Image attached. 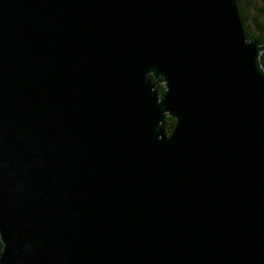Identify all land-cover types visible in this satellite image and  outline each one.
<instances>
[{
	"label": "water",
	"instance_id": "obj_1",
	"mask_svg": "<svg viewBox=\"0 0 264 264\" xmlns=\"http://www.w3.org/2000/svg\"><path fill=\"white\" fill-rule=\"evenodd\" d=\"M263 52L236 0H0V264H264Z\"/></svg>",
	"mask_w": 264,
	"mask_h": 264
},
{
	"label": "trees",
	"instance_id": "obj_2",
	"mask_svg": "<svg viewBox=\"0 0 264 264\" xmlns=\"http://www.w3.org/2000/svg\"><path fill=\"white\" fill-rule=\"evenodd\" d=\"M241 14L246 34L250 39H257L260 44L264 45V0H236ZM264 64V52L262 54ZM152 80L155 78L152 76ZM166 91V85L160 84L158 87L159 95ZM176 125V119L168 116L163 123L167 134H171ZM3 250V242L0 238V256Z\"/></svg>",
	"mask_w": 264,
	"mask_h": 264
},
{
	"label": "rangeland",
	"instance_id": "obj_3",
	"mask_svg": "<svg viewBox=\"0 0 264 264\" xmlns=\"http://www.w3.org/2000/svg\"><path fill=\"white\" fill-rule=\"evenodd\" d=\"M264 3V2H263Z\"/></svg>",
	"mask_w": 264,
	"mask_h": 264
}]
</instances>
